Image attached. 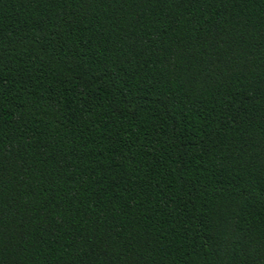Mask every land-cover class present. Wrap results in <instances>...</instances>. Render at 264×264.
<instances>
[{"label":"trees","instance_id":"obj_1","mask_svg":"<svg viewBox=\"0 0 264 264\" xmlns=\"http://www.w3.org/2000/svg\"><path fill=\"white\" fill-rule=\"evenodd\" d=\"M0 264H264V0H0Z\"/></svg>","mask_w":264,"mask_h":264}]
</instances>
